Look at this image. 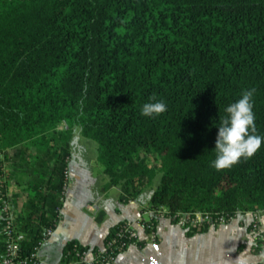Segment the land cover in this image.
Segmentation results:
<instances>
[{"label": "trees", "instance_id": "obj_1", "mask_svg": "<svg viewBox=\"0 0 264 264\" xmlns=\"http://www.w3.org/2000/svg\"><path fill=\"white\" fill-rule=\"evenodd\" d=\"M249 89L264 137V0H0V193L25 236L19 258L58 225L75 126L123 203L159 173L148 207L165 216L264 211V143L230 169L212 166L220 119ZM155 101L167 111L142 115ZM122 222L102 247L68 241L61 264H108L143 246L117 236ZM141 223L155 231L157 218ZM89 249L92 263L79 262Z\"/></svg>", "mask_w": 264, "mask_h": 264}, {"label": "crops", "instance_id": "obj_2", "mask_svg": "<svg viewBox=\"0 0 264 264\" xmlns=\"http://www.w3.org/2000/svg\"><path fill=\"white\" fill-rule=\"evenodd\" d=\"M79 133L74 127L61 217L41 247L39 264H61L65 244L70 240L102 247L110 227L121 221L136 222L141 209L149 206L152 190L142 191L135 199L123 203L117 186L104 188L107 178L100 163L96 158L86 157L83 144L78 143L80 150L74 149L72 139ZM10 190L18 193L20 205L25 193L15 185ZM252 219L251 213H242L227 223L187 232L169 218L159 217L155 227L157 240L153 243L148 241L145 229L136 224L139 240L145 244L129 245L108 264H256L262 256L249 230ZM258 219L264 230V211L259 212Z\"/></svg>", "mask_w": 264, "mask_h": 264}, {"label": "built area", "instance_id": "obj_3", "mask_svg": "<svg viewBox=\"0 0 264 264\" xmlns=\"http://www.w3.org/2000/svg\"><path fill=\"white\" fill-rule=\"evenodd\" d=\"M7 164L4 160V156L0 153V186L6 188V171ZM65 177L68 179V174H65ZM67 184V183H66ZM65 184V188H66ZM241 212L237 211L231 215H218L212 216L208 213H202L200 211L196 212H180L174 216L168 215L165 216V211L161 210L155 212L150 207H147L144 211L141 212V215L137 219L136 222L131 221H123L120 224V228L117 232V236H127L129 239L139 240V235L136 229V224L144 226L141 223V220H147L151 217H167L170 220H175L182 228H184L187 232H195L200 231L204 225H208V227L217 226L220 224L227 223L233 219H235ZM253 215V219L249 224V230L254 238V245L258 248V253L261 254L262 260L256 264H264V230L261 228L258 219V212L251 213ZM174 222V221H173ZM0 225L1 232L4 235V244L5 249L4 253L0 255V264H39L41 261L40 250L45 241L52 235L53 229H48L45 231L42 239H40L33 250L19 258L18 250L20 241H22L25 236L22 232L17 231L14 224V214L12 209L11 199L9 198V192L5 191L0 193ZM145 229V228H144ZM146 231V230H145ZM147 232V231H146ZM149 234V242H156L157 237L154 230L147 232ZM135 244V243H132ZM131 245V244H130ZM94 257V253L89 249L82 253L80 256V261H85L92 263Z\"/></svg>", "mask_w": 264, "mask_h": 264}, {"label": "clouds", "instance_id": "obj_4", "mask_svg": "<svg viewBox=\"0 0 264 264\" xmlns=\"http://www.w3.org/2000/svg\"><path fill=\"white\" fill-rule=\"evenodd\" d=\"M255 89L245 90L241 98L226 107V116L220 119L215 140L216 158L212 166L216 170L230 169L243 158H251L264 143V137L256 134L253 95ZM155 100L153 96L150 98ZM167 111L163 101L148 102L142 106L144 116H158Z\"/></svg>", "mask_w": 264, "mask_h": 264}, {"label": "rangeland", "instance_id": "obj_5", "mask_svg": "<svg viewBox=\"0 0 264 264\" xmlns=\"http://www.w3.org/2000/svg\"><path fill=\"white\" fill-rule=\"evenodd\" d=\"M75 129H79V132H80V127L79 126H75ZM78 143L83 144L84 149H85L84 153L86 154L87 158H89V159L96 158V155H97V143H96L95 140L84 137L81 134V132H80L78 135L75 134L73 139H72V144L74 145V149L76 151L80 150V147L78 146ZM159 177H160V174L158 173L156 175V177L154 178V180L152 182V185L150 187L144 188L143 192H147L149 190L153 191V189L157 186V184L159 182Z\"/></svg>", "mask_w": 264, "mask_h": 264}]
</instances>
